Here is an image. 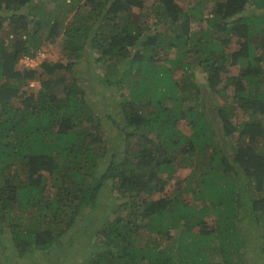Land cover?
Listing matches in <instances>:
<instances>
[{
	"label": "trees",
	"instance_id": "1",
	"mask_svg": "<svg viewBox=\"0 0 264 264\" xmlns=\"http://www.w3.org/2000/svg\"><path fill=\"white\" fill-rule=\"evenodd\" d=\"M43 1L62 12L0 0V264L31 255L42 264H246L248 255L264 264V0ZM55 42L69 61L18 68L21 55ZM88 54L121 70L115 80L102 66L108 76L96 77L128 88L121 120L106 106L96 112L78 81L74 66ZM205 93L226 149L209 103L198 105ZM181 168L189 172L172 194L153 198Z\"/></svg>",
	"mask_w": 264,
	"mask_h": 264
},
{
	"label": "rangeland",
	"instance_id": "2",
	"mask_svg": "<svg viewBox=\"0 0 264 264\" xmlns=\"http://www.w3.org/2000/svg\"><path fill=\"white\" fill-rule=\"evenodd\" d=\"M47 1V0H45ZM155 0H144V5L146 6V9L154 2ZM197 0H183L181 1L182 2V6L183 7H188L189 3L191 4H194ZM48 2V1H47ZM40 3H41V7L40 9H45L47 11H53L54 14L57 13V14H60L62 12V6L61 5H58L56 6L53 2L52 4H50L49 2L46 3L44 2L43 0H40ZM190 4V5H191ZM211 8V3H206L205 4V7L203 8V12L206 13V15H209V10ZM26 10V9H25ZM64 11V10H63ZM135 12L137 11L136 9L134 10ZM70 12H66V14H68ZM70 16V14L68 15ZM155 22L154 18L150 17L149 19V23L151 25H153V23ZM205 25V22L204 21H201V22H196V23H193L192 24V32L196 31L197 30V27L199 26H204ZM31 26V24H30ZM164 29H166L168 31V35H170L172 32H171V29L169 27H164ZM24 37V36H23ZM9 38L13 39V37L10 35ZM59 41V40H58ZM233 49V48H236L235 44L232 42V44L229 46V49ZM42 51L44 54H42V57L46 56V57H49L53 60L57 59V58H61V56L65 59V61H69L70 59L67 58L65 55H62L61 54V46H59L58 42H55L53 43L52 45H43L41 47ZM228 49V50H229ZM227 50V51H228ZM173 53L170 54V56H172ZM93 54H88L86 55L85 59L82 61V62H78L75 64V70H76V75L78 77V81L81 82V84H84L85 87L87 88V90L89 91L88 94H89V99L92 100L93 102V109L96 111V112H99L101 111V109L103 107L106 108V110H108L109 114L112 116V117H115L117 116V118L119 120L122 119V117L120 116V110H119V107H118V102L121 101V99L124 98V96L126 97L128 95V88L125 87V88H119L115 83L114 81L111 82V83H108L106 85H104L102 83V81L96 79V77H107L108 75L105 74L104 72H102V66H106V70L109 71V72H112L114 69H115V65L112 64L111 62V58H106L104 57V59L102 61H99V62H94L92 61L93 60ZM185 61H187V63H190L191 64V68L192 69H195L194 71L196 72V80L198 82H201L204 80V74L200 73L199 72V67L198 66H194L193 65V56L191 57V55H186V57L184 58ZM20 64V62H19ZM17 64L18 68H22L24 67L23 65H19ZM16 66V65H15ZM124 67H122L123 69ZM231 72L233 74H236L238 72V67L237 66H233L230 68ZM116 71V75H115V80L118 79V77H120L121 75V70H114V72ZM182 73H183V69L182 68H179L177 69L175 72H174V78L176 79V81H180V77L182 76ZM29 89L31 90H36L35 87H29ZM30 90V91H31ZM98 91V94L99 96H97V92ZM215 97H212V99H214ZM211 100V96L209 98L208 95H201L199 96V102H198V105L201 106V105H207V103H209L206 107H205V111H207V113L210 114L211 116V120H213V125H212V128L216 131V134H217V138H218V143H219V147H221L222 149H226L228 144H226V141L224 140L223 138V135L221 134L222 133V124H221V121L220 119L218 118L217 116V113L215 112V110H213L212 108V104L210 103ZM213 102V101H212ZM193 101H190V104L193 105ZM202 108V107H201ZM120 117V118H119ZM237 119L239 120H242L243 119V116H242V113L241 112H238L236 118H235V121H237ZM110 124L109 121L107 122H104V126L105 129L108 128V125ZM185 133H190V130L188 125L184 122H182V124H180L179 126ZM150 137L153 138L154 140V134L151 133L149 135ZM233 140V139H232ZM229 153H230V150H229ZM230 156V155H229ZM189 168H186V169H178L175 173V176L169 180L166 181L165 183V189L159 193H155L152 197L153 198H156V197H159V196H163V195H171L172 192L174 191V189L176 188V185L178 184V182L184 178L189 170ZM165 177V175H164ZM182 182V181H181ZM183 183V182H182ZM108 193V192H106ZM245 193V191L243 190V194ZM106 195V194H105ZM104 194H102V197L101 199L103 198L104 199ZM185 197L187 199H190V196L189 194H185ZM105 197V200L102 204V207H105V209L107 211H110L111 209V205L113 206L114 203H113V199L112 198H107ZM247 197L245 196H242V199H246ZM246 202L247 200H244L243 202V207H242V210L243 211H248V208L246 207ZM247 229V225L246 224H243L242 225V230H246ZM250 234H251V237L254 236L255 240H252L251 242L258 244L260 242V239H259V234H260V230H259V227H256L254 224H252L250 226ZM90 233V232H89ZM93 235V234H92ZM250 237L249 235H246V237ZM95 239V237H94ZM75 246V249H72L71 251V254L76 251V247H77V244H74ZM258 246V245H256ZM45 257H41V255H31V256H28V257H24V258H19L18 261H20L19 264H42L43 263V259ZM53 260V259H52ZM46 261V260H45ZM245 261L247 262L246 264H256V262L258 261L257 257L256 256H252V255H248L246 258H245Z\"/></svg>",
	"mask_w": 264,
	"mask_h": 264
},
{
	"label": "clouds",
	"instance_id": "3",
	"mask_svg": "<svg viewBox=\"0 0 264 264\" xmlns=\"http://www.w3.org/2000/svg\"><path fill=\"white\" fill-rule=\"evenodd\" d=\"M42 54H44L43 51H37V53H35V55H33V56H30V55H21L20 58L18 59V64L20 62L19 65H23L22 62H21V58L22 57H31V58H35L36 57L39 60V63L37 64V66H39V64L41 63V60L44 58V56L42 57ZM37 66H35L34 68H36ZM25 68H28V67H25ZM29 87H35V81H29ZM256 245H259V243L256 244Z\"/></svg>",
	"mask_w": 264,
	"mask_h": 264
},
{
	"label": "built area",
	"instance_id": "4",
	"mask_svg": "<svg viewBox=\"0 0 264 264\" xmlns=\"http://www.w3.org/2000/svg\"><path fill=\"white\" fill-rule=\"evenodd\" d=\"M21 62L25 67L34 68L39 63V60L36 57H22Z\"/></svg>",
	"mask_w": 264,
	"mask_h": 264
}]
</instances>
